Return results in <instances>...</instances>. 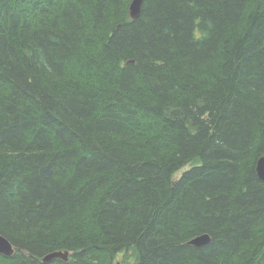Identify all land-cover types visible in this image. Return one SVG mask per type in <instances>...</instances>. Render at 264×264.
<instances>
[{
  "label": "trees",
  "instance_id": "trees-1",
  "mask_svg": "<svg viewBox=\"0 0 264 264\" xmlns=\"http://www.w3.org/2000/svg\"><path fill=\"white\" fill-rule=\"evenodd\" d=\"M131 1L0 0V264H264V0Z\"/></svg>",
  "mask_w": 264,
  "mask_h": 264
},
{
  "label": "water",
  "instance_id": "water-1",
  "mask_svg": "<svg viewBox=\"0 0 264 264\" xmlns=\"http://www.w3.org/2000/svg\"><path fill=\"white\" fill-rule=\"evenodd\" d=\"M141 2L142 0H132L129 6V14L132 19L138 17L141 9ZM255 171L259 179L264 181V154H262L256 161ZM210 241V236L207 233H202L196 235L187 241L188 244L194 245L196 247L203 246ZM14 252V247L11 243L0 235V253L4 256H10ZM68 256L67 251H53L48 253L43 257V262L47 263L54 258H61L66 260ZM118 264V263H116Z\"/></svg>",
  "mask_w": 264,
  "mask_h": 264
},
{
  "label": "rangeland",
  "instance_id": "rangeland-1",
  "mask_svg": "<svg viewBox=\"0 0 264 264\" xmlns=\"http://www.w3.org/2000/svg\"><path fill=\"white\" fill-rule=\"evenodd\" d=\"M189 165L184 166L181 170L175 173V177H177L183 169H186ZM135 256L131 250L122 251L117 253L113 259V264H132Z\"/></svg>",
  "mask_w": 264,
  "mask_h": 264
}]
</instances>
